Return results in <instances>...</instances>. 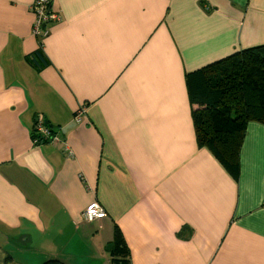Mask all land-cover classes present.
Wrapping results in <instances>:
<instances>
[{"label": "crops", "instance_id": "obj_1", "mask_svg": "<svg viewBox=\"0 0 264 264\" xmlns=\"http://www.w3.org/2000/svg\"><path fill=\"white\" fill-rule=\"evenodd\" d=\"M35 1L0 0V264H111L115 227L131 264H264V122L234 177L187 83L264 44V0H50L43 37Z\"/></svg>", "mask_w": 264, "mask_h": 264}, {"label": "trees", "instance_id": "obj_2", "mask_svg": "<svg viewBox=\"0 0 264 264\" xmlns=\"http://www.w3.org/2000/svg\"><path fill=\"white\" fill-rule=\"evenodd\" d=\"M197 142L237 177L249 122H264V44L248 47L187 74ZM111 264H131L119 227L111 242ZM41 264H67L59 258Z\"/></svg>", "mask_w": 264, "mask_h": 264}, {"label": "built area", "instance_id": "obj_3", "mask_svg": "<svg viewBox=\"0 0 264 264\" xmlns=\"http://www.w3.org/2000/svg\"><path fill=\"white\" fill-rule=\"evenodd\" d=\"M51 5L50 0H36L33 4L32 11L35 14L33 34L35 36H46L49 33L46 25L60 19L59 14L53 10ZM82 112L83 109L76 115V121L81 120ZM48 139H56V137L53 131L45 124L42 116H37L34 125V142ZM83 217L87 221L100 220L107 217V213L99 202L94 201L83 211Z\"/></svg>", "mask_w": 264, "mask_h": 264}, {"label": "water", "instance_id": "obj_4", "mask_svg": "<svg viewBox=\"0 0 264 264\" xmlns=\"http://www.w3.org/2000/svg\"><path fill=\"white\" fill-rule=\"evenodd\" d=\"M112 248V245H108L107 249L110 250Z\"/></svg>", "mask_w": 264, "mask_h": 264}]
</instances>
